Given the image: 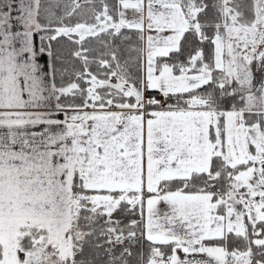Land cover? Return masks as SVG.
Returning a JSON list of instances; mask_svg holds the SVG:
<instances>
[{"label":"snow or ice","instance_id":"1","mask_svg":"<svg viewBox=\"0 0 264 264\" xmlns=\"http://www.w3.org/2000/svg\"><path fill=\"white\" fill-rule=\"evenodd\" d=\"M0 264H264V0H0Z\"/></svg>","mask_w":264,"mask_h":264}]
</instances>
